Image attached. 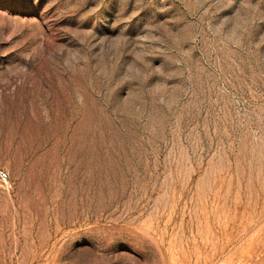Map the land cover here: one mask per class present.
Listing matches in <instances>:
<instances>
[{
  "label": "rangeland",
  "instance_id": "rangeland-1",
  "mask_svg": "<svg viewBox=\"0 0 264 264\" xmlns=\"http://www.w3.org/2000/svg\"><path fill=\"white\" fill-rule=\"evenodd\" d=\"M0 264H264V0H0Z\"/></svg>",
  "mask_w": 264,
  "mask_h": 264
},
{
  "label": "built area",
  "instance_id": "built-area-1",
  "mask_svg": "<svg viewBox=\"0 0 264 264\" xmlns=\"http://www.w3.org/2000/svg\"><path fill=\"white\" fill-rule=\"evenodd\" d=\"M9 176L5 171H0V187H5L8 185Z\"/></svg>",
  "mask_w": 264,
  "mask_h": 264
}]
</instances>
